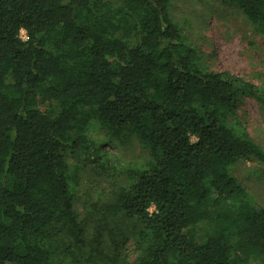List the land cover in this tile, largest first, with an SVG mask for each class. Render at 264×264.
Listing matches in <instances>:
<instances>
[{"label":"trees","instance_id":"16d2710c","mask_svg":"<svg viewBox=\"0 0 264 264\" xmlns=\"http://www.w3.org/2000/svg\"><path fill=\"white\" fill-rule=\"evenodd\" d=\"M170 1L0 0V264H264V207L233 174L264 150L228 123L238 94H264L199 68ZM225 1L264 34V0ZM83 112L149 148L102 209L131 224L132 260L72 204Z\"/></svg>","mask_w":264,"mask_h":264},{"label":"rangeland","instance_id":"374dc122","mask_svg":"<svg viewBox=\"0 0 264 264\" xmlns=\"http://www.w3.org/2000/svg\"><path fill=\"white\" fill-rule=\"evenodd\" d=\"M169 12L187 45L194 50L199 68L241 78L264 94V34L234 2L171 0ZM48 104L44 97H38L40 109L45 110ZM235 104L234 112L228 117L229 125L238 132H247L264 150L263 105L246 92L238 94ZM83 116L87 119L88 148L70 152L66 159L74 210L79 218L87 220L90 230L102 225L101 246L105 250L113 251L114 242L118 241L119 251L132 260L137 252L131 224L118 229L116 222L107 220L108 215L102 209L118 186L127 187L132 182L126 170L147 164L149 148L135 137L113 136L86 112ZM233 174L256 203L264 207V164L253 159L241 160L233 167ZM207 228L208 225L198 226L199 238ZM89 239L90 235L86 237Z\"/></svg>","mask_w":264,"mask_h":264},{"label":"clouds","instance_id":"9594fccd","mask_svg":"<svg viewBox=\"0 0 264 264\" xmlns=\"http://www.w3.org/2000/svg\"><path fill=\"white\" fill-rule=\"evenodd\" d=\"M20 34H21V38L22 39H27V35H26V29H21L20 30Z\"/></svg>","mask_w":264,"mask_h":264}]
</instances>
